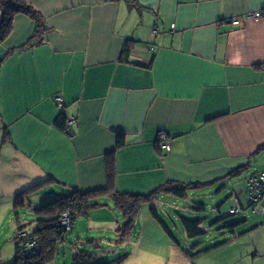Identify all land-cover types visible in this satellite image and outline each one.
Instances as JSON below:
<instances>
[{
    "label": "crops",
    "instance_id": "0c3cea01",
    "mask_svg": "<svg viewBox=\"0 0 264 264\" xmlns=\"http://www.w3.org/2000/svg\"><path fill=\"white\" fill-rule=\"evenodd\" d=\"M24 1L46 29L30 44L34 23L18 15L0 44V264L13 261L14 236L35 217L39 195L53 197L47 188L106 192L112 171L111 192L149 194L174 181L201 184L184 199L207 189L213 200L228 189L230 171L264 160V0H136V7L124 0ZM257 11L263 16L245 17ZM55 97L73 118L69 133L56 125L62 105ZM47 178L53 180L26 206L14 208L19 191ZM232 193L227 210L243 206ZM164 197L176 198L159 193L157 202ZM96 200L101 208L110 205L100 200L113 202L110 193ZM148 224L139 228V246L160 236L162 228ZM255 230L246 243L234 237L194 260L166 244L178 249L173 264H264V224ZM115 231L118 243L137 240L134 227L124 240ZM145 262L126 254L112 264Z\"/></svg>",
    "mask_w": 264,
    "mask_h": 264
},
{
    "label": "trees",
    "instance_id": "16d2710c",
    "mask_svg": "<svg viewBox=\"0 0 264 264\" xmlns=\"http://www.w3.org/2000/svg\"><path fill=\"white\" fill-rule=\"evenodd\" d=\"M129 7L138 6L136 0H124ZM0 10L2 11V17L0 19V44L1 42L9 35L12 29V22L14 18L18 15H25L29 17L34 23V34L33 39L30 44L37 43L40 41L43 32L46 29L45 22L41 13L35 9L31 4L27 3L24 0H0ZM131 42H125V45L122 50L123 58H126L129 54V46ZM148 66V65H145ZM61 110L59 112V117L56 121V125L66 131V121L67 115L64 112L63 104L61 106ZM158 138V137H157ZM124 144L123 137L119 136L116 141V146L121 147ZM264 149V145L259 148L260 150ZM258 152V151H257ZM245 167H239L230 171V173L226 176L229 178L238 177L243 173ZM255 174V173H253ZM251 174V175H253ZM109 178V185L105 190H93L90 192H79L77 190H72L67 193L55 194L56 197H52L45 201L39 207L34 208L35 211V219L30 221L27 225L20 224L18 226L17 232L14 236L15 242V256L13 261L10 264H51L53 262L54 257L57 255V247L59 244L66 241L64 237L66 232L71 229L72 221L77 216H87L91 209H95L99 206H103L97 199V197L104 193H110L112 200L116 207L120 209L124 218L126 219L123 226L117 229L121 239L124 240V237H127V234L130 232V229L133 228L134 217L137 213H139L140 207L142 204H148V212L149 215L159 224V226L167 233L170 237L172 243L180 249L182 254L189 258L194 259L202 253L211 251L212 249L218 247L219 245L225 244L236 237V226L242 224L245 220L233 221L231 223H227L222 226V228H226L229 236L214 245H209L204 249H199L198 243L195 241L198 238L207 235V229L205 228V223L208 221L206 217H198V218H188L183 215H179V220L184 232V235L187 239L185 245H182L179 240L174 236L172 229L163 221L160 211L158 210L157 205V195L159 193H165L172 195L176 198L184 199L189 197V191L192 189H197L201 184L199 183H177L174 181H167L159 188H157L154 192L149 194H125L118 192H111L112 188V171L107 173ZM249 177V176H248ZM246 177V181L247 178ZM52 178H47L41 181H38L21 191H19L14 197V208L18 209L19 207H24L29 203V199L31 195L52 181ZM109 189V191L107 190ZM245 190L247 197V188L245 182ZM264 197V191H263ZM225 201H220L218 205H216V210L219 214L218 219L210 222V224H214V222L218 223L219 221L224 220L225 215L222 213L221 208L224 205ZM247 209H252L253 203L249 201L247 197ZM244 206V205H243ZM239 202L236 205L228 210H232L236 208V211H231V214L239 213V211H244L243 207ZM191 211L204 212L206 210V205L203 202L194 201L192 206L189 208ZM71 213L70 220V228L65 229L63 225L60 224V215L63 212ZM21 232H26V237L24 240L28 239L33 240L35 242V247L31 250L34 251L31 256H25L21 247L18 245L19 234ZM248 230L243 233H247ZM242 233V234H243ZM238 235V234H237ZM88 242L92 240L88 239ZM124 255H121L114 259L113 261H101V262H91L93 256L86 250L76 249L72 254V264H112L119 262Z\"/></svg>",
    "mask_w": 264,
    "mask_h": 264
},
{
    "label": "rangeland",
    "instance_id": "374dc122",
    "mask_svg": "<svg viewBox=\"0 0 264 264\" xmlns=\"http://www.w3.org/2000/svg\"><path fill=\"white\" fill-rule=\"evenodd\" d=\"M1 17L2 11L0 10V19ZM261 158L264 159V155H262ZM258 169H264V160L259 161L257 164L253 165L251 169L245 170L241 176L232 177L228 183V189L220 190L218 194H216L217 197H213V200L210 199L209 196L205 195L207 189L200 190L202 191L201 194L203 195H197L196 197L195 195L191 196L190 198H192V200H181L176 198L170 200L165 197L161 198L158 201L157 205L163 221L172 229L174 236L179 240V242L182 245H185L187 239L184 235L179 220V215H183L188 218L206 217V219L208 220L205 223L207 235L198 238L195 241V243L199 244V249H204L209 245H214L215 243H218L219 241L229 236L226 228H222V226L233 221L245 220L242 224L237 225L235 228L236 239L243 238L242 240L245 243L248 242V235L252 234V236L254 237L256 234L255 232H257L255 228L259 224H264V213L252 212L250 209H247L248 204L245 190L246 177H248V175H250V173H252L253 171H257ZM236 183H240L242 185L239 187ZM219 187L220 184H215L210 188V191L215 192ZM233 189L234 191L238 192L235 195L239 194L245 210L239 211V213L231 214V211L227 210V208L229 207V203H223L224 205L222 206L223 208L221 209V211L224 214L227 213L224 220L219 221L218 223L214 222V224H210V222L212 223V221L218 219L219 217V214L216 210V205H218L220 201H225L228 195H232ZM45 190L46 191L44 193H48V198H50L51 196L56 197V191L49 193V188ZM44 197L45 195H43L42 193V195H39V197L36 199V204L38 205L37 207L45 203ZM100 201L103 203H108L110 205V208L99 207L93 209L90 212L89 217L80 216L74 218V220L72 221L71 229L67 231L64 236L66 238V241L58 245L57 255L54 257L51 264H72V254L76 249L88 251L90 255L93 256L91 262L95 263L101 261H113L115 258L121 255L125 256L127 254L128 257H132L134 260L139 258L145 260V263L148 264H173L174 260L176 259L175 257H173V255H176L178 253V249L174 247L168 249L166 241H171V239L163 229H158L156 227L160 236H153V242L151 244L148 245L145 243L144 246H139L137 244V241L139 239L140 226H142L143 224L145 226L149 225L148 222H150L153 226H157L158 224L149 215L147 203L141 205V210L134 217L133 227L135 229V238H137V240L133 242L131 241V239H128L127 242L121 244L115 240L118 238L115 229L117 230L119 227L123 226L126 222V219L124 218V215L121 211L113 208V206H116L113 204V202L105 200ZM194 201L205 203L206 210L204 212L191 211L189 208L192 206ZM261 203L262 207H264V198H262ZM143 210H147L145 215L143 213ZM30 216H32V220L35 219L33 215ZM26 220L31 221L28 217L26 218ZM246 230H248V233H243ZM88 239L92 241L88 242ZM235 241L236 240H234V242ZM244 257L250 258L249 255H246ZM160 259H163L164 262L160 261ZM240 260H242V258H240ZM240 260L238 259V261L234 262L233 264H243L244 261Z\"/></svg>",
    "mask_w": 264,
    "mask_h": 264
},
{
    "label": "built area",
    "instance_id": "2783aa9c",
    "mask_svg": "<svg viewBox=\"0 0 264 264\" xmlns=\"http://www.w3.org/2000/svg\"><path fill=\"white\" fill-rule=\"evenodd\" d=\"M263 16V11H257L253 13L246 14V18H260ZM231 23L233 25H239L240 20L238 18H232ZM156 32V30H155ZM54 101L60 106L62 105L63 101L61 97H55ZM73 127V118H67L66 121V131H70ZM158 140L161 144V148L165 150L166 152L170 150L169 144H167L166 141V133L164 131H159L158 132ZM246 188H247V197L249 201L253 203L252 212H262L264 213V207L261 205V200L263 198V191H264V170L257 172L253 175H250L247 178L246 181ZM236 211L235 209L231 210ZM60 224L64 226L65 229L70 228V220H71V213L68 212H63L60 215ZM26 237V232H21L19 234V239H18V245L21 247L23 253L25 256H31L34 251L31 249L35 247V242L33 240H29L28 237L26 240L24 238Z\"/></svg>",
    "mask_w": 264,
    "mask_h": 264
}]
</instances>
